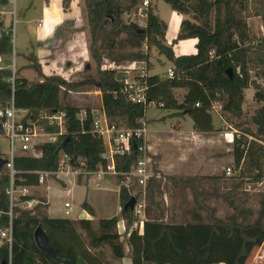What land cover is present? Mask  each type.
I'll return each mask as SVG.
<instances>
[{"label":"trees","instance_id":"16d2710c","mask_svg":"<svg viewBox=\"0 0 264 264\" xmlns=\"http://www.w3.org/2000/svg\"><path fill=\"white\" fill-rule=\"evenodd\" d=\"M166 3L170 9L185 17L172 45L184 40H195V53L175 56L166 44V25L158 18L156 7L150 0L142 13L144 26L130 21L136 15L143 0H84L86 18L92 38V57L98 70L95 83L67 82L58 77L29 82L13 76L12 71L0 69V105L11 101L16 109L27 111L31 118L47 134L56 135L54 142L35 147L38 157L18 156L14 159L16 186L38 187L39 174L55 172L61 155L70 159L72 167L80 166L86 172H96L108 165L104 158V143L93 129L90 108L80 109L61 100L70 92H84L87 86H95L101 94V108L109 126L124 129L141 128L145 110L154 108L173 112L172 116H188L198 133H213L212 111L219 107L228 116L234 130L240 133L232 147L233 168L238 171L240 187L245 180L260 183L264 180V0H155ZM71 0H63L67 10ZM0 0V5H6ZM129 16L127 20L124 17ZM259 18L263 37L254 41L249 33L248 20ZM134 20V21H135ZM0 57L12 54L11 29H5L0 21ZM109 49L111 61H145L148 65L150 49L165 58L173 69V78L160 75L146 77V104L136 105L122 94L123 81L115 79V71H100V52ZM143 46L147 51L142 52ZM130 52L121 55V51ZM230 71L231 77L227 74ZM254 91L253 101L259 106L249 115L243 108L244 91ZM184 90L179 99L175 91ZM84 111V119L78 117ZM63 113V132L40 120V115ZM233 120V123L230 122ZM142 141H130L128 153L114 154L113 167L118 175L129 174L140 158L138 147ZM122 179L121 176H118ZM227 181L224 177L211 178ZM231 180V179H229ZM154 181H147L149 206L139 233L133 215L120 214L127 232V244L131 247L132 264H250L260 247L264 245V196L258 201L257 217L247 223L245 217L252 213L247 203H239L236 215L227 219L207 216L204 221L199 213H192L186 222H169L161 213L152 192ZM8 172L0 169V229L8 225L9 210L6 190ZM122 206L130 198L122 187ZM137 198V196H136ZM30 199V198H24ZM33 210H13L12 236L9 249L0 246V263L11 254L12 264H75L82 259L86 264H106L99 249L108 246L115 260L125 255L117 231L119 219L112 217L98 221L97 229L88 220L71 221L52 219L42 213L44 200H39ZM43 204V205H42ZM43 206V207H42ZM82 208L88 213L87 204ZM40 227L55 252L56 260L49 259L36 247L33 233ZM78 229L83 231V239ZM254 255V256H253ZM264 264V263H262Z\"/></svg>","mask_w":264,"mask_h":264},{"label":"rangeland","instance_id":"374dc122","mask_svg":"<svg viewBox=\"0 0 264 264\" xmlns=\"http://www.w3.org/2000/svg\"><path fill=\"white\" fill-rule=\"evenodd\" d=\"M75 1L77 2L78 0ZM9 2L6 8L8 15L5 18V24L11 29L12 54L7 59L1 58L0 69L6 68L12 71L15 77L18 76L35 81L43 80L45 78H42L41 71L43 70L46 74L49 70H45L44 66H42V60H54V58L57 59L61 54H64L61 50L65 48V44L57 46L53 41L63 39V37L68 38L69 36L66 28L69 27L70 22L65 23L61 27L58 23L61 15L62 0H9ZM77 7L75 4L72 8L73 16L81 14V10ZM158 9L159 17L169 26L166 35V39L169 40L174 32L173 24L170 21V17L172 14L174 15V12L164 2L158 3ZM65 13H68V11ZM40 19L43 21V25L38 28L37 23ZM124 19L127 20L126 17ZM139 20L141 24H144V20L139 17L135 21ZM130 21H133V18ZM50 22L55 27L53 34L51 37L43 36L44 31L50 27ZM259 23V21H252L249 24V33L254 41L263 37V32L259 31ZM76 31L85 32V34L83 33L80 36L83 44H86L84 50H80L81 52H67L65 60L63 58L65 65H62L66 74L64 76L50 77H58L67 82L95 83L98 67L92 57V38L85 16H83V22H78ZM95 49L100 52V71V67L104 62L116 65H126L131 62L129 60L111 61L109 59V49L106 47L104 49L99 48V44L95 45ZM174 50L177 52V48H174ZM146 51V46H143L142 52ZM129 52V50H123L121 55ZM77 54L79 57L76 56ZM168 67L169 63L165 58L160 56L154 48H151L147 65L148 72L164 77ZM83 91L70 92L66 96L61 94V100L78 106L80 109L90 108L100 113L102 109L101 94L98 89L90 85ZM253 95L254 91L252 89L244 91L243 109L249 115L253 114L259 107L253 101ZM177 96L180 98L181 92H177ZM211 115L216 131L212 134L193 138L191 135H181L173 132L174 130H179L181 123L179 121L171 123L173 118L168 117L166 111L154 107H148L145 110L144 118L146 119L145 128L147 135L144 141L147 147V154L151 160L148 167L147 181L150 179L154 181L152 192L155 196V202L158 204V207H153L152 210L155 213L163 214L165 220L169 222H186L194 212L202 215L204 221L207 222V216L210 215L213 218L220 219H227L232 215H236L235 207L239 203L246 202L252 214L245 217V219L247 223H252L257 217L258 201L264 196V183L245 180L240 187L237 186L235 189L234 186L240 180L236 178L238 173L231 177L223 176L224 169L230 168L233 170V145L226 144L222 137V132L224 131V123L232 128L233 126L225 120L229 117L223 115L219 107L213 110ZM98 117L101 119L102 116ZM230 122L233 123V120ZM189 123H191V120L187 119L183 130L190 129ZM118 129H124V127H119ZM155 131L165 132L155 139ZM38 142L39 140L35 141V143ZM150 145L154 148L149 150ZM104 147L106 150L105 156L110 158V148L106 142H104ZM8 152V140L0 138V157L4 158ZM218 176L224 177L227 181L217 182L211 179ZM71 179L68 178L65 182L48 180V183H54L62 190L56 194L49 192L50 206L47 214L54 218H75L85 202L94 208L97 220L108 218L116 213L119 219L117 231L120 235V242L125 255L124 263H127V258L130 256V248L127 245V232L124 222H122L120 217L122 203L121 199L118 198L123 179H119L117 176L108 178L109 193L103 192L102 189L106 181L97 184L93 182L92 178L85 175L77 177L75 180L76 184L70 183L69 180L73 181ZM48 183L33 191L31 197L38 202L41 199L45 200ZM65 189L70 190L66 192ZM135 192H139V189L135 188ZM148 194L149 192L145 188V207L139 216L133 214L135 219L133 227H136V225L138 227L139 223L145 219L144 211L149 206ZM65 203L70 205V209H65ZM45 208L44 206V209H42L44 215L46 214ZM66 211H69V215H66ZM92 223L93 228L96 230L98 221L94 220ZM78 232L86 240L85 233L80 229H78ZM99 252L106 264L123 263L114 259L108 246L101 247ZM252 261L250 259L249 263L252 264Z\"/></svg>","mask_w":264,"mask_h":264},{"label":"built area","instance_id":"2783aa9c","mask_svg":"<svg viewBox=\"0 0 264 264\" xmlns=\"http://www.w3.org/2000/svg\"><path fill=\"white\" fill-rule=\"evenodd\" d=\"M148 5V0H143L142 5L139 8L137 17L145 20V15L142 10ZM6 14L5 5H0V21L2 17ZM126 18H129L127 16ZM133 22L138 26H144L141 21H134L135 15H131ZM1 37V32H0ZM0 57V62H1ZM101 71H115L123 72L126 74V78L123 80L122 94L126 97L127 101L131 104L145 105L146 104V77L149 75L147 69V63L145 61H133L126 65H116L114 63L104 64L100 67ZM13 73V72H12ZM14 76V73H13ZM164 77L168 79L173 78V69L169 67L164 73ZM148 107H154L149 104ZM217 107L214 108V110ZM86 113L81 111L78 115L80 119H84ZM93 129L95 134L102 139L103 143L106 142L110 148V158L104 156L108 160V165L105 169L100 167L96 172H86L81 167L83 163L81 160L78 161L80 166L72 167L70 164V159L66 155H61L57 169L55 172L48 173L42 172L39 174L38 187L45 184L46 180L49 178L61 179L64 177L75 179L81 175L90 177L96 183L101 182L105 176H121V186L127 190L130 197H134L137 200V204L134 208V215L139 216L143 212L145 207V188L148 179V167L150 164V157L147 154V147L145 145V137L147 135V130L145 128V122L141 120V128L137 129H118L114 126H109L107 124L104 113L101 109L100 113L98 111L92 110L91 112ZM98 116H102L101 119ZM63 113H55L51 116L45 114L40 115V120H46L49 125H54L59 128V133L63 132ZM222 137L228 145H233L235 138H240V133L234 130L230 125L224 123V131L222 132ZM0 138L7 139L9 142V152L4 157L1 158L5 161L4 168L8 172L9 185L6 190L8 196L9 210L6 213L8 217V225L0 229V246L5 245L9 249L11 248L13 242L12 236V218L13 210L21 209L25 211H31L33 208L39 204V202L31 197V193L35 188L16 186L14 182L15 170H14V159L18 156H30L35 155V147L45 142H54L56 135H51L45 133L35 121L28 118L27 111L16 109L13 102L2 106L0 105ZM39 140L38 143H35ZM140 140L142 144L137 148L140 153V158L137 162L136 167L129 174L118 175L113 167L112 157L114 154H124L129 152L130 141ZM264 148V145H263ZM264 152V150H263ZM110 159V162H109ZM238 171L233 168H226L223 170V176H233ZM260 183H264V180ZM133 186L139 189V192L133 190ZM137 196V198H136ZM30 198V199H24ZM65 209H70V205L65 203ZM3 213L0 212V219ZM66 215H69V211H66ZM141 225V222L139 223ZM137 226V225H136ZM256 264L264 263V245H262L254 258ZM6 264H12L11 254L9 253Z\"/></svg>","mask_w":264,"mask_h":264},{"label":"crops","instance_id":"0c3cea01","mask_svg":"<svg viewBox=\"0 0 264 264\" xmlns=\"http://www.w3.org/2000/svg\"><path fill=\"white\" fill-rule=\"evenodd\" d=\"M6 1H7V4L5 5V7L7 8L10 2H9V0H6ZM50 1H54V0H50ZM150 2L152 3L153 6L156 7L158 18L166 25V28H167L166 29V34H165L166 44L168 46H171L172 47V50H173L174 55L175 56H182V55L194 54L195 53V44H196V41L195 40L190 39V40L179 41L178 43L172 45V42L176 39V37H177V35L179 33L180 24H181L182 20L185 19V17H183L181 15H178L175 12H174V15L173 14L171 15L170 21L173 24L174 32H173V36L169 40H167L166 39V35H167V31H168L169 26L158 15V12H159L158 3L159 2H156L155 0H150ZM70 4L71 5L69 6V8L67 10H64V8H63V0H62V2H61V9H60L61 15L59 16V20H58V23L60 24L59 25L60 27L63 26L65 23L70 22V24L68 25L69 27L66 28L67 34L69 36H68V38L63 37V39H58V40H54L53 41V43L55 45H57V46H60V44H63V45L65 44V48H63V50H61L64 54H61V56H59L57 59L54 58V60L53 59L52 60H47V61L44 60V59L42 60V66H44L45 70H49V72L46 73V74L44 73L43 70L41 71L40 74H41L42 78H46V77H50V76H64L66 73L63 71V66L65 65V62H63V58L65 60V58L67 57L66 56V53L69 52V51L81 52V51L84 50V46H86V44L85 43L83 44V42H82V40L80 38V36L83 35V33L85 34V32H83V31L82 32L76 31V26H77L78 22H83V16H85V18H86V12H85L86 10H85V5H84V0H78L77 2L75 0H71ZM75 4L78 6L77 8H79L81 10V14H79V16H78V14H77V16H73L72 15V8H73V6H75ZM82 10L84 11L83 13H82ZM66 11H68V13H65ZM7 15L8 14L6 13L2 17V21H3V24H4L5 29H8L9 28L5 24V18H6ZM172 19H174V20H172ZM86 21H87V18H86ZM252 21H259L260 22L259 23V26H260V30L259 31L262 32V22H261V20L259 18H251V19H249L248 20V28H249L250 22H252ZM50 24H49L50 27L47 28V30L44 31L45 33H43L44 34L43 36L51 37V35L53 34V31H54V28L55 27H54V24H52V22H50ZM42 25H43V21L40 19V21L37 23V27L38 28H41ZM65 33H66V31H65ZM174 48H177V52L174 50ZM76 56L79 57L78 54ZM169 67H171L170 64H169ZM149 75H156V74H150L149 73ZM16 77H18V76H16ZM19 78H23V77H19ZM24 79H26V78H24ZM26 80L29 81V82L35 81V80H29V79H26ZM38 81H42V79L41 80H38ZM177 92H181V97L185 94V91L184 90H177V91H175L176 96H177ZM242 108H243V105H242ZM166 112H167V116L168 117L173 118L171 120V123L174 122V121H179L181 123L180 126H179L180 127L179 130H176V131L174 130L173 131V132H175L177 134H181V135L182 134L183 135H191L193 138L194 137L195 138H198V136H200V135L212 134V133H198V132H196L193 129V122L192 121H191V123H189L190 124L189 125L190 126V129H188V130L185 131V130H183V126L185 124V121H187V119H190V118L188 116L175 117V116H172L173 112H168V111H166ZM144 122L146 123V119L145 118H144ZM170 126H171V124H170ZM214 129L216 131L215 126H214ZM164 132L165 131H155L154 132L155 139L158 138V136L160 134L164 133ZM155 139H151V140H155ZM152 148H154V147L150 145L149 150L152 149ZM30 156H32V157H38L39 156V152H36L35 151V155L34 156L33 155H30ZM111 177H113V176H110V175L109 176H105L104 179L101 182H99L101 184L102 182L106 181L105 186L102 188L103 189V192H105V193H109V185H108L109 180H108V178H111ZM67 179H68V177H64V178H61V179L49 178V179L46 180L45 184L48 183V180H51V181L56 180V181L65 182V180H67ZM75 180H76V178L73 179V181H70L69 180V182L70 183L71 182L75 183ZM93 182H95V181H93ZM99 183H97V184H99ZM43 186H41V187H43ZM41 187H36L33 191H35V190H37V189H39ZM135 188L136 187L133 186V190ZM60 190H62V188L61 189L58 188L54 183H48V185L46 187L47 194H46V199L45 200L43 199L44 200V203L43 204L46 207L45 208V210H46V216L48 218H52V219H62V218L50 217L47 214L48 213V208L50 206L49 205V197H48L49 192H51L53 194H56ZM69 190H66V192H69ZM122 194H123V192H121V189H120V192H118V198L119 199L122 198V196H123ZM85 204H87L88 213L83 208H81L80 211H79V213L77 214V217L70 218L69 220H71V221H78V220H80V217H81L82 213L85 212L87 214L86 220L91 221V222H94V220L99 221L95 217V210H94V208L89 203H86L85 202ZM112 217H117V214L116 213L115 214H112V216H110L108 218H104V219H109V218H112ZM142 222L143 221H141V225H142ZM141 225H138L139 233L141 232V229H142V226ZM132 228L133 229H136L137 226L136 227H133L132 226ZM129 248H130V256L127 258V263H124V258H125L124 257L121 260V262H123L122 264H132V260H131V247L129 246Z\"/></svg>","mask_w":264,"mask_h":264},{"label":"water","instance_id":"95a60500","mask_svg":"<svg viewBox=\"0 0 264 264\" xmlns=\"http://www.w3.org/2000/svg\"><path fill=\"white\" fill-rule=\"evenodd\" d=\"M227 74L231 77L230 71H227ZM126 78V74L123 72H118L115 76L116 81L122 82ZM5 165V161L0 158V169ZM137 204V200L134 197H130L122 206V212H129L130 215H133L134 208ZM87 214L82 213L80 220H86ZM33 240L36 247L46 255L51 260H56L55 252L53 251L48 238L44 231L38 227L33 233ZM0 264H6V261H2ZM75 264H86L82 259H78Z\"/></svg>","mask_w":264,"mask_h":264}]
</instances>
